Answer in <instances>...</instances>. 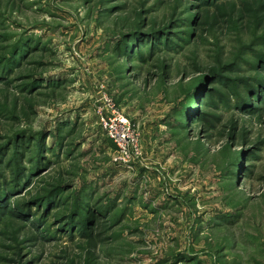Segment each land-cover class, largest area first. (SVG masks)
Listing matches in <instances>:
<instances>
[{
    "label": "rangeland",
    "instance_id": "rangeland-1",
    "mask_svg": "<svg viewBox=\"0 0 264 264\" xmlns=\"http://www.w3.org/2000/svg\"><path fill=\"white\" fill-rule=\"evenodd\" d=\"M0 264H264V0H0Z\"/></svg>",
    "mask_w": 264,
    "mask_h": 264
},
{
    "label": "built area",
    "instance_id": "built-area-1",
    "mask_svg": "<svg viewBox=\"0 0 264 264\" xmlns=\"http://www.w3.org/2000/svg\"><path fill=\"white\" fill-rule=\"evenodd\" d=\"M108 137H110L119 148L123 149L124 154L133 148L137 151L136 139L132 132L131 125L125 116L118 115L115 118H102Z\"/></svg>",
    "mask_w": 264,
    "mask_h": 264
}]
</instances>
